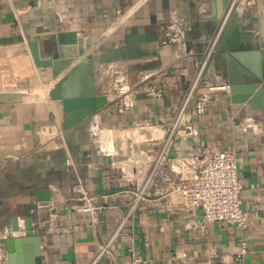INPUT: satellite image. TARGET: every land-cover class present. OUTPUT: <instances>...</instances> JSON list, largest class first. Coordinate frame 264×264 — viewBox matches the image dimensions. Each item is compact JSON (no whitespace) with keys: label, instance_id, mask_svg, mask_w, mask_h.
<instances>
[{"label":"crops","instance_id":"obj_1","mask_svg":"<svg viewBox=\"0 0 264 264\" xmlns=\"http://www.w3.org/2000/svg\"><path fill=\"white\" fill-rule=\"evenodd\" d=\"M229 3L0 0V241L10 236L22 240L15 258L20 255L32 262L39 258L40 264L90 261L97 242L111 235L127 211L129 198L114 195L128 186L123 175L132 171L140 175L138 152L157 147L136 141L130 129L144 122L167 125L174 119ZM172 23L186 28L184 44L178 47L162 43L161 27ZM261 25L264 0H239L203 74V84L225 86L228 91H216L204 113L193 117L199 128L193 147L180 143L173 151L183 155L204 147L234 151L241 210L250 216L249 229L212 223L202 233L195 225L200 211H167L163 202L151 199L140 204L135 218L113 242L117 264H128L131 242L142 264H171L183 253L193 257L185 264H234L233 255L242 240L246 246L242 264H264V95L261 100L252 101V96L236 102L232 98L243 94L230 92L254 81L255 73L264 76ZM81 37L89 39L94 54L108 48L125 49L126 41L129 53L120 61L95 67V98L100 107L65 132L60 102L48 98L29 102L23 93L42 82L52 85L49 69L27 68L24 39L37 42L41 58H52L59 45ZM5 39L12 42L3 43ZM117 73L125 81L124 92L108 86L109 76ZM144 75L147 78L138 83ZM151 85H165L161 98L147 93ZM16 98L20 100L9 102ZM124 102H130V107L124 108ZM100 130L112 137L100 141ZM77 180L100 202L119 206L103 213L96 229L77 210L79 203L72 192ZM26 219L32 229L30 237L24 236ZM1 248L0 264H7ZM100 264L108 262L103 259Z\"/></svg>","mask_w":264,"mask_h":264},{"label":"built area","instance_id":"obj_2","mask_svg":"<svg viewBox=\"0 0 264 264\" xmlns=\"http://www.w3.org/2000/svg\"><path fill=\"white\" fill-rule=\"evenodd\" d=\"M238 1L230 0L214 35L196 65L194 77L184 93L174 119L167 125L144 122L136 124L130 129L131 132L138 131L144 136L147 135V138L141 142L157 144V147L155 150L150 148L138 152L141 158L136 160V163L141 169L140 175H136L135 171L123 175L128 186L114 195L129 198L127 211L122 214L111 235L106 240L97 242L95 253L87 264H100L103 259H106L108 264H117L112 251L113 242L121 234L127 222L135 218L140 204L151 199L163 202L167 211L173 209L200 211V218L195 225L202 233L212 223L234 224L240 231L249 229L250 216L241 210V187L234 151L230 148L213 151L204 147L198 153L190 155L173 153L180 143L193 147L192 140L196 139L199 133V128L193 117L204 113L207 103L216 91H228V87L225 86L216 88L203 84V74L224 26ZM161 33L163 44L176 47L184 44L186 28L177 23L162 26ZM144 77L147 78L144 75L143 79H138V83H141ZM118 82L120 83L119 90L124 92L126 90L124 79H119ZM134 86L135 84L131 85V89ZM46 87L47 91L44 97L48 98L51 85H46ZM164 88L165 85L160 88L151 85L148 87L147 93L159 99L162 97ZM130 105V102L123 103L124 108L130 107ZM150 130L160 132L159 136L154 138L151 133L148 134ZM72 192L79 203L77 210L87 215L93 229H96L98 220L103 213L119 209V206L115 204L100 202L96 196L87 191L80 180H77ZM245 252L246 246L242 240L240 249L233 255V263L242 264ZM127 253L128 264L143 263L132 242ZM2 258L3 251L0 246V260ZM192 260V255L183 253L181 257L173 258L171 264H185Z\"/></svg>","mask_w":264,"mask_h":264},{"label":"water","instance_id":"obj_3","mask_svg":"<svg viewBox=\"0 0 264 264\" xmlns=\"http://www.w3.org/2000/svg\"><path fill=\"white\" fill-rule=\"evenodd\" d=\"M260 34L264 36V25L260 26ZM25 38L26 51L28 56L27 68L49 69L52 79V85L48 92V99L54 102H60L64 115L62 129L65 132L71 131L74 127L89 118L100 107V103L95 98L94 71L100 64L117 62L124 58L123 54L129 53L127 41L125 49H104L102 52L94 54L91 50L89 39L76 38L69 44L59 45L56 54L52 58H41L39 47L36 41H29ZM23 41L22 38L16 39ZM3 43L12 42L11 39L2 40ZM125 50V51H124ZM256 79L243 87H234L230 89L232 96L234 93H241L243 97L233 101L243 102L248 98L252 101L261 100L264 95V76L255 73ZM0 98L3 99L2 96ZM16 98L9 102H18ZM24 236H31V226L29 219L25 220ZM17 231V227H13ZM21 239L5 237L0 241L3 247L7 264H40L39 258L32 262L30 259H23L19 253ZM16 259V262H15Z\"/></svg>","mask_w":264,"mask_h":264},{"label":"rangeland","instance_id":"obj_4","mask_svg":"<svg viewBox=\"0 0 264 264\" xmlns=\"http://www.w3.org/2000/svg\"><path fill=\"white\" fill-rule=\"evenodd\" d=\"M119 74H114L112 76H109L108 80H109V88H112L113 90H119L120 88V83L118 82L119 81ZM116 80V81H115ZM47 87H46V83L42 82L41 84L37 85L36 87H32L30 88L29 90L28 89H25V91H21L23 93H26V95L28 94V97H29V102H33V101H41L43 100V98L45 99V95H46V90ZM34 99V100H33ZM139 133V132H138ZM135 136V140L137 138V140H143L144 137H140V136H143V133H139V136ZM87 135L85 134L83 136V140L84 138H86ZM96 138V137H95Z\"/></svg>","mask_w":264,"mask_h":264},{"label":"bare ground","instance_id":"obj_5","mask_svg":"<svg viewBox=\"0 0 264 264\" xmlns=\"http://www.w3.org/2000/svg\"><path fill=\"white\" fill-rule=\"evenodd\" d=\"M140 133V132H139ZM139 133L138 131H134L133 134L136 135V136H139ZM151 133L153 135L154 138L158 137L160 132H153V131H149L148 134ZM100 141H105L107 140L109 137H112L110 132L108 131H105V130H100L98 133H97ZM133 135V136H134ZM140 137H144L143 139H146L147 138V135L144 136H140ZM149 137V136H148ZM110 139V138H109ZM136 141H137V138H136ZM109 142L107 141L106 144H108ZM104 145V144H103ZM105 146V145H104ZM107 146V145H106ZM107 148H110V145L107 146ZM107 150V149H106Z\"/></svg>","mask_w":264,"mask_h":264}]
</instances>
